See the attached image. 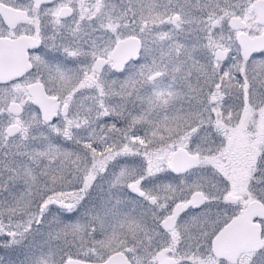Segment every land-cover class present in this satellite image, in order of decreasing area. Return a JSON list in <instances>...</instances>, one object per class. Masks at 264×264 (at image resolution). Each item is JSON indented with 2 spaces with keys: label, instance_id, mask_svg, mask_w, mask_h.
<instances>
[{
  "label": "snow or ice",
  "instance_id": "6c2138e0",
  "mask_svg": "<svg viewBox=\"0 0 264 264\" xmlns=\"http://www.w3.org/2000/svg\"><path fill=\"white\" fill-rule=\"evenodd\" d=\"M0 264H264V0H0Z\"/></svg>",
  "mask_w": 264,
  "mask_h": 264
}]
</instances>
